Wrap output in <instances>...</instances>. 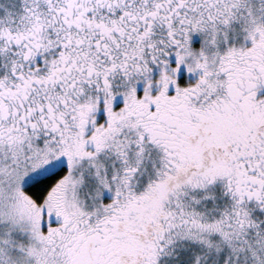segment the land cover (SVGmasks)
<instances>
[{"label": "snow or ice", "instance_id": "obj_1", "mask_svg": "<svg viewBox=\"0 0 264 264\" xmlns=\"http://www.w3.org/2000/svg\"><path fill=\"white\" fill-rule=\"evenodd\" d=\"M0 264H264V0H0Z\"/></svg>", "mask_w": 264, "mask_h": 264}]
</instances>
